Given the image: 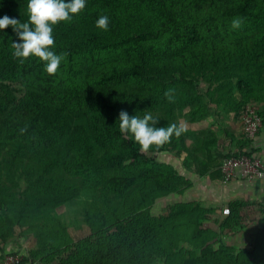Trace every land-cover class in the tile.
I'll use <instances>...</instances> for the list:
<instances>
[{
	"label": "trees",
	"instance_id": "trees-1",
	"mask_svg": "<svg viewBox=\"0 0 264 264\" xmlns=\"http://www.w3.org/2000/svg\"><path fill=\"white\" fill-rule=\"evenodd\" d=\"M27 5L0 0V17L27 22ZM102 15L108 31L95 26ZM234 18L243 21L238 29ZM53 35L64 59L49 75L37 58L14 57L11 26L0 31V262L9 244L27 237L30 264H264V209L256 215L262 231L241 249L221 239L249 223L244 203L223 218L197 202L153 214L159 200L192 186L157 158L187 152L188 165L190 130L142 153L118 121L121 111L147 112L157 127L180 126L206 120L213 105L240 116L247 104L258 107L264 0H87ZM202 136L194 149L207 138L210 150L215 134ZM73 227L88 234L76 241Z\"/></svg>",
	"mask_w": 264,
	"mask_h": 264
},
{
	"label": "crops",
	"instance_id": "crops-1",
	"mask_svg": "<svg viewBox=\"0 0 264 264\" xmlns=\"http://www.w3.org/2000/svg\"><path fill=\"white\" fill-rule=\"evenodd\" d=\"M258 107L264 115V102L260 103ZM212 108L214 113L206 120L187 124L186 128L190 130L187 143L192 149V156H190L188 165L185 160L188 156L187 152L182 156L173 152L162 153L165 154V159H167L164 163L173 165L182 176L192 183V186L183 194L173 195L183 197L177 204L200 203L205 208L214 209L218 218L227 216L231 204L244 203V213L249 212L250 219H254L260 213V210L264 209V180L239 178L227 182L223 178L219 167L224 159L239 156L249 151H253L264 160V128L255 142L247 143L240 115H237L236 112H225L223 107H217V105H213ZM204 131H212L215 134L216 141H214L210 150H206L203 147L207 138H202L200 143L203 147H197L199 149L195 150L193 146L200 137H203L202 133ZM207 143H209V140H207ZM202 165L211 167V171L207 175L202 176L196 171L197 167ZM257 220L256 218L252 222H257ZM246 233L247 231L243 230V237L247 236ZM253 235L250 234L251 238ZM32 247L31 238L21 237L16 240V243L9 244L6 252L18 251L28 255Z\"/></svg>",
	"mask_w": 264,
	"mask_h": 264
},
{
	"label": "clouds",
	"instance_id": "clouds-1",
	"mask_svg": "<svg viewBox=\"0 0 264 264\" xmlns=\"http://www.w3.org/2000/svg\"><path fill=\"white\" fill-rule=\"evenodd\" d=\"M87 0H28L27 11L29 19L21 22L14 17H0V31L11 26L17 40L12 42L13 55L20 63L35 57L44 65L49 75L58 73L64 54L55 52L54 27L61 22H71L86 7ZM110 18L100 16L96 21V28L108 31ZM243 21L241 18L232 20V28L238 29ZM172 89L165 92L169 102H175ZM119 131L139 145V151L144 153L152 148H159L169 143L173 136L179 138L187 131L183 125L170 124L167 127H157L156 120L150 113L143 117L129 115L121 111L118 117Z\"/></svg>",
	"mask_w": 264,
	"mask_h": 264
},
{
	"label": "built area",
	"instance_id": "built-area-1",
	"mask_svg": "<svg viewBox=\"0 0 264 264\" xmlns=\"http://www.w3.org/2000/svg\"><path fill=\"white\" fill-rule=\"evenodd\" d=\"M245 139L255 142L264 128V118L259 113L258 107L247 104L240 116ZM219 170L228 182L239 178L249 180H264V160L253 151L226 158L222 161ZM0 264H30L25 261V254L21 252H8L1 259Z\"/></svg>",
	"mask_w": 264,
	"mask_h": 264
},
{
	"label": "rangeland",
	"instance_id": "rangeland-1",
	"mask_svg": "<svg viewBox=\"0 0 264 264\" xmlns=\"http://www.w3.org/2000/svg\"><path fill=\"white\" fill-rule=\"evenodd\" d=\"M203 86L206 87L205 85H203ZM253 104H255V103H253ZM181 125H183L185 127L188 126L187 124H185V121L183 119L181 120ZM157 158L161 162H165L167 160V159H165V154H159L157 156ZM181 199H183L182 196L177 195L175 197V195H173V196H170V197L163 198V199L159 200L157 202V204L154 206L153 214L156 215V216H160V215L166 214L170 210V208L173 205L177 204L179 201H181ZM75 208H77V207H75ZM71 210H72V208L63 207L59 211L60 212H64V213L67 212V214H69V212H71ZM253 220L254 219H250L249 223L247 224V226L245 228L238 229V230H236L235 233L234 232L233 233L232 232L229 233L228 231L224 232V235L222 236V239H221V241H222L221 243H223L224 245L235 247V248H239V249H241V248H250V245L253 243L250 234H257V233L261 232L262 229H263V226L260 225L258 223V221L257 222H252ZM214 227L217 229L218 232L221 231L218 226H214ZM243 230L247 231V233H246L247 236L246 237L245 236L243 237ZM70 232H71L72 236L74 237V239L76 241L81 240L82 238H84L88 234L87 233L88 231H87V229L85 227H83V228H81V227H79V228L73 227V228L70 229ZM227 232H228V234H226ZM240 232H242V233H240ZM221 243L218 240H216V241L212 242V245L215 248H218Z\"/></svg>",
	"mask_w": 264,
	"mask_h": 264
}]
</instances>
